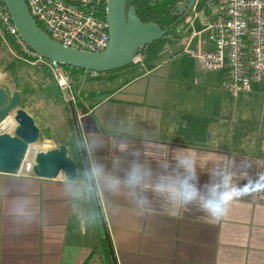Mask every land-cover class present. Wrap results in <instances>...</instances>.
I'll list each match as a JSON object with an SVG mask.
<instances>
[{"label":"crops","instance_id":"0c3cea01","mask_svg":"<svg viewBox=\"0 0 264 264\" xmlns=\"http://www.w3.org/2000/svg\"><path fill=\"white\" fill-rule=\"evenodd\" d=\"M186 24L161 40L153 58L94 79L83 74L75 83L89 168L102 164L121 178L133 162L154 174L164 172L162 165L171 172L177 155L186 152L197 161L201 183L228 162L238 176L247 172L255 179L264 172V110L245 115L249 96L264 94V87L255 85L234 100L224 72L199 74L185 47L200 42L211 51L212 45L208 31ZM184 30L189 36L180 37ZM246 124L249 133L243 132ZM87 183L85 171L75 186L0 174V264H112ZM95 187L117 264H264V190L235 202L216 221L195 208L173 215L150 186L147 210L125 194L106 192L100 181ZM77 189L84 193L80 198L73 195Z\"/></svg>","mask_w":264,"mask_h":264},{"label":"built area","instance_id":"2783aa9c","mask_svg":"<svg viewBox=\"0 0 264 264\" xmlns=\"http://www.w3.org/2000/svg\"><path fill=\"white\" fill-rule=\"evenodd\" d=\"M24 1L38 27L57 43L88 52H102L106 48L108 28L105 17H101L105 0ZM199 1L194 2L193 18L188 28H195L194 23L198 20L201 27L208 31L207 42L212 45V50L206 51L198 42L192 48L186 45L185 52L196 60L199 74H226L225 90L230 98L236 100L250 94L255 85L264 84V0H205L210 20L206 19L203 11L196 12ZM0 42L18 61L48 69L65 101L75 107L71 73L62 65H53L42 58L22 41L2 0ZM143 60V55H135L133 63ZM103 74L84 73L85 77L92 79ZM5 132L12 134V130Z\"/></svg>","mask_w":264,"mask_h":264},{"label":"water","instance_id":"95a60500","mask_svg":"<svg viewBox=\"0 0 264 264\" xmlns=\"http://www.w3.org/2000/svg\"><path fill=\"white\" fill-rule=\"evenodd\" d=\"M2 2L19 37L33 52L53 65L59 64L83 71L103 74L127 67L133 62L140 48L160 40L168 32L154 23H142L132 7L126 11L127 0H105L108 44L102 52L82 51L67 48L52 40L38 27L24 0ZM194 2L195 0H187L177 8V12L186 16L192 11ZM22 100L23 97L18 91L9 96L0 88V174H23L42 181L67 184L69 179L78 182L79 170L61 134L53 141L52 146L41 150L33 148L40 140L42 130L37 121L22 108ZM71 110L73 116L72 107ZM4 123L11 125L10 128L1 129ZM5 130H12V134ZM75 131L87 173L89 167L86 151L76 123ZM92 196L97 212L102 216L100 223L111 262L117 264L96 187Z\"/></svg>","mask_w":264,"mask_h":264},{"label":"clouds","instance_id":"9594fccd","mask_svg":"<svg viewBox=\"0 0 264 264\" xmlns=\"http://www.w3.org/2000/svg\"><path fill=\"white\" fill-rule=\"evenodd\" d=\"M231 163L209 172L204 183H201L196 159L186 152L177 155L171 172L167 165H162L164 172L158 174L139 162H133L121 178L107 171L104 165L96 164L87 170L85 190L87 195H93L95 184L100 181L106 192L125 194L136 208L147 210L151 201L145 189L150 186L156 196L166 200L173 215L195 208L218 221L229 214L235 202L264 190V172L257 173L255 179L250 178L247 172L238 176L230 170ZM241 178L246 182L238 183ZM68 183L75 186L77 182L69 179ZM83 194L79 189L73 192L76 198ZM93 220L102 222V216L93 213Z\"/></svg>","mask_w":264,"mask_h":264},{"label":"trees","instance_id":"16d2710c","mask_svg":"<svg viewBox=\"0 0 264 264\" xmlns=\"http://www.w3.org/2000/svg\"><path fill=\"white\" fill-rule=\"evenodd\" d=\"M186 2L187 0H127L126 11L130 7H132L136 11L137 18L142 23H154L158 25L161 30H168V34L174 31L175 28L179 25V20L182 21L183 15L177 12V8L181 5H184ZM200 9L201 6L196 10V12H200ZM101 17L102 19H104L105 17V3H103L101 7ZM160 45L161 39L140 48L137 51L136 55H143L146 58H153L158 53ZM1 52H3V47L0 42V72L4 74V72L6 71L5 80L1 81L0 88L4 89L9 96L13 92L18 91L21 96L29 97L27 88H24V90L20 85L25 80H31L33 84L39 87L42 92L47 93L50 96V100H52L55 105L60 106L63 109L64 104L62 92L53 80V77L48 69L44 67H32L21 61H10L5 56V52ZM63 67L71 73L72 78L76 83L80 81V78L86 72L80 69H74L66 66ZM115 72L116 71H112L105 74H113ZM72 90L76 92V87H72ZM76 158L79 161V167H77L79 171H85V169H82L81 166V161L83 158L81 156L80 150H78V155L76 154ZM91 204L94 212L98 214L93 196L91 198ZM95 221L97 224V228L103 237V242L106 246L100 220Z\"/></svg>","mask_w":264,"mask_h":264},{"label":"rangeland","instance_id":"374dc122","mask_svg":"<svg viewBox=\"0 0 264 264\" xmlns=\"http://www.w3.org/2000/svg\"><path fill=\"white\" fill-rule=\"evenodd\" d=\"M200 6H201L200 11H204L205 12L204 14L207 17L208 16L210 17V13L209 14L207 13L208 7L205 4V0L199 1V5L197 6V9H199ZM192 18H193V12H190L188 20H187V24H189ZM181 27L185 29L187 26L181 25ZM194 27L195 28L198 27L199 29L202 28L199 21H196L194 23ZM173 32L174 31H172V33ZM170 33L162 37L161 40L165 39L166 36L168 37ZM189 34H190V31L184 30L179 35L181 37L182 35L189 36ZM1 53H4L5 56L10 61L11 60L18 61L16 58L11 56L9 52L6 51L4 48H3V52ZM5 74H6V71L4 72V74L0 72V83L2 80H5V77H6ZM53 80L55 81L54 77H53ZM75 83L76 82H74L71 87H76L77 84ZM20 86L22 89L27 88V92L29 94V97L22 96L23 97L22 106L26 109L27 113L31 115L37 121V123L39 124L42 130V136L40 140L37 142V144L33 146V148H35V150H41V149H45L48 146H52L53 141L57 139L58 136L61 134L63 138L65 139V142L68 144L69 148L72 149L73 154H74V160L77 164V167H79V161L76 158V153L74 150L75 148L74 141L79 147L78 137L75 131V123L78 127L77 108L76 107L73 108L74 111H73V116H72V113H71L72 106L69 104V102H66L65 99L63 98V104H64L63 109L60 106L55 105L52 102V100H50V96L47 93L42 92L39 89V87L33 84L31 80H25L23 83H21ZM255 87H264V84H261ZM72 93H74L75 100H76V95H75L76 92L72 90ZM248 99H249V102L246 104L247 106H246V112H245V115L247 116V118L251 115V113L253 116H258L257 114L260 115V113L264 110V94L258 93V96H257L255 93H253L251 96H249ZM10 126L11 125H8L7 123H5V125H3L1 129H5V128L7 129V128H10ZM256 130L259 136L258 126L254 125V128L252 129V131H256ZM243 132L244 133L251 132V129L247 128V124L245 125V127L243 125ZM79 133H80V130H79ZM263 138H264V135H261V139ZM45 141H48V143H46Z\"/></svg>","mask_w":264,"mask_h":264},{"label":"flooded vegetation","instance_id":"af4514ba","mask_svg":"<svg viewBox=\"0 0 264 264\" xmlns=\"http://www.w3.org/2000/svg\"><path fill=\"white\" fill-rule=\"evenodd\" d=\"M191 12H192V11H191ZM189 14H190V13H189ZM189 14H187L186 16H183L182 21H180L179 25L185 23V22L188 20ZM187 16H188V17H187ZM104 74H105V73H104Z\"/></svg>","mask_w":264,"mask_h":264},{"label":"bare ground","instance_id":"6f19581e","mask_svg":"<svg viewBox=\"0 0 264 264\" xmlns=\"http://www.w3.org/2000/svg\"><path fill=\"white\" fill-rule=\"evenodd\" d=\"M4 124H5V123H4ZM4 124H3V125H4ZM3 125L1 126V128L3 127Z\"/></svg>","mask_w":264,"mask_h":264}]
</instances>
